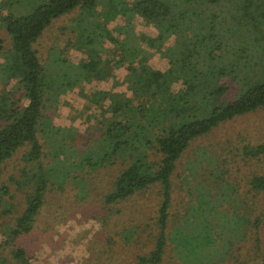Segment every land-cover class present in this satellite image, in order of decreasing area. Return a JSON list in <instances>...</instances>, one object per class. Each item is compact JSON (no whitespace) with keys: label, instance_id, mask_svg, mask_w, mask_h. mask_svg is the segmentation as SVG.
<instances>
[{"label":"trees","instance_id":"trees-1","mask_svg":"<svg viewBox=\"0 0 264 264\" xmlns=\"http://www.w3.org/2000/svg\"><path fill=\"white\" fill-rule=\"evenodd\" d=\"M218 1L9 0L17 8L15 11L9 8L7 14L0 15V21L10 39L9 53L2 68L6 69L7 66L13 72L17 91L25 93L28 101L21 106L15 105L6 96L0 97V163L13 155L18 142H23L28 146L23 161L31 166L36 165L37 169L31 188L25 191L23 210L11 218L9 225H3L2 233L8 237L9 245L17 238L32 233L49 182L55 179L59 166H63L65 170L72 167H88L93 170L121 159L125 163L124 167L104 195L105 204L128 200L151 185L160 187V203L153 222L156 228L154 246L148 253L137 256L138 264H164L169 246L176 256L172 258L174 264H220L232 258L231 251L234 254L243 243L247 236L244 225L250 224V221L235 210L234 199L238 198V189L235 190L236 196L233 199L226 202L223 197L225 191L231 190L224 183L223 169H219L217 165L219 159L208 158L206 163H213L207 165L214 180L223 181L214 200L223 199L220 210L229 216L226 222L231 227H227L228 229L216 232L214 228H204V236L199 237L189 236L183 231L185 223L181 218L170 225L171 179L177 163L195 138L206 135L237 116L264 109V53L259 57L262 70L255 72L250 79L236 77L232 69L226 67L219 68L208 63L200 65L196 69L197 78L204 85L187 86L182 95L178 96L175 109H170L160 99L159 95H162L163 90L157 86L156 92L141 94L135 90L123 93L116 90L114 84L109 89L100 90L87 89L79 84L82 80L90 81L92 74L97 79L108 78V66L113 63L124 64L128 71L140 69L139 78L147 73L146 79L151 83L161 81L166 75L165 72L149 68L146 64L148 58L144 53L135 49L129 55L123 52L124 39L112 35L108 26L119 17L124 22L115 27L119 32L121 29L129 30L135 17L154 23L155 35L140 33L138 37L139 45L144 46V51L160 52L165 43L176 36V30L181 28V40L185 48L177 49V56L170 60V66L184 74L193 69L195 49L198 53L204 52L207 58L222 59L232 66L244 58L237 46L246 49L251 42H255L257 51L262 52L264 0H233L225 15L215 7ZM23 2L32 7L26 13L21 12ZM70 13H75L71 18L75 21L74 32L77 31V36L81 32V36L75 38L77 47L89 53V61L84 62L88 66L85 69L68 64L61 52L57 53L56 46L52 47L51 56L44 63L34 47L54 20ZM104 41L111 42L114 47L112 64L111 59L105 61L104 65L100 59L95 60L96 46ZM65 64V73L53 75L55 69H62ZM100 69L104 70L102 74L99 73ZM229 83L233 84L232 88ZM77 85V95L84 102L72 106V110L75 107L82 113L95 105L99 110L97 120L101 130L100 135L91 140L93 143L89 145L90 149L81 152L75 149V144L68 143L65 137L58 140L50 138L49 133L54 126L52 114L57 110L61 95ZM229 91H233L232 98L228 96ZM74 99L64 96L67 103ZM86 140L89 142L90 139ZM42 141L50 143L53 150L46 152ZM239 150L243 157L257 158L264 154V145L244 144ZM49 155L52 157L51 162L44 164ZM69 174L73 180L80 177L72 176V172L66 171L62 179L69 178ZM14 181L18 188L23 187L22 181ZM247 185L252 194L263 195L264 171H253ZM0 191L7 193L1 183ZM200 193L204 195L202 191ZM3 202V196L0 195V216L12 214L14 203L7 202L6 209H3ZM206 209L212 211V207ZM181 217L185 219L184 214ZM263 223L264 218L260 212L252 222L255 232ZM215 241H218L219 246H214ZM15 247L13 258L19 264H29L24 245ZM202 248L205 250L204 257H200L198 253ZM175 251L185 256L179 257ZM211 252H217L218 255L212 256ZM172 262L170 260V264Z\"/></svg>","mask_w":264,"mask_h":264},{"label":"rangeland","instance_id":"rangeland-1","mask_svg":"<svg viewBox=\"0 0 264 264\" xmlns=\"http://www.w3.org/2000/svg\"><path fill=\"white\" fill-rule=\"evenodd\" d=\"M232 1L219 0L215 7L222 12V15H225ZM21 5L22 13L32 8L25 2ZM9 8L15 11L17 6L13 7L9 0H0V15L7 14ZM74 15L75 13H70L54 20L34 44L42 62L48 61L51 56L50 50L56 46L57 53L61 52L68 64L76 65L81 69L88 68L84 62L89 61V53L77 47L76 44L77 31L74 32L75 21L71 19ZM123 23L119 17L108 25L112 35L124 39L123 52L129 55L135 49L139 53H144L148 58L147 66L165 72L166 75L161 81L151 83L146 79L147 73L143 75V78H139L141 72L138 70L140 69L133 72L128 71L124 64L115 65L112 62L115 57V55L112 56L114 47L111 42L104 41L102 44H97L94 56L95 60H101L102 65L111 59L110 64H113L108 66L110 76L106 79H97V76L92 74L93 78L90 81L82 80L79 83L81 87L100 90L109 89L114 84L115 89L123 93L135 90L141 94H151L156 92L157 86L163 90L162 95H159L160 99L164 100L167 107L175 109L178 96L182 95L187 86L204 85L197 78L196 70L202 64L226 67L232 69L236 77L247 79H250L255 72L259 73L258 70H262L259 57H262L264 50L258 52L257 44L251 42L246 49L236 47L244 58L233 66L222 59L207 58L204 52L198 53L195 49L193 69L188 74L181 73L170 66V60L177 56V49L185 48L181 40V28L176 30V36L171 37L160 52H152L142 49L144 46L139 45L138 37L140 33L155 35L154 23L135 17L133 26L129 30L121 29L120 32L115 30L117 25ZM80 36L81 32L77 37ZM9 47V36L0 21V97L6 96L15 105L24 106L28 96L17 91L13 72L8 70L7 66L6 69L2 68L6 55L9 53ZM62 67V69H55L53 75L65 73L67 64ZM103 72L104 70L100 69L99 73ZM229 85L232 88L233 84L229 83ZM78 90L79 85L61 95L57 110L52 114L54 126L49 133L50 138L61 140L65 137L68 143L75 144V149L81 152L90 149L89 145L100 135L101 130L98 128L97 120L99 110L95 105L82 113L75 107H73L75 110H72V106H78L84 102L77 95ZM64 96L75 99L67 103L64 101ZM228 96L232 98L233 91H229ZM87 138L90 139L89 142ZM42 142L46 152L53 150L50 143ZM244 144L264 145V109L237 116L220 124L206 135L195 138L177 163L171 179L169 222L170 225H174L179 218L184 220L183 231L189 236L203 237L204 228H214L216 232H220L231 227H228L226 222L229 216L220 210L223 199L214 200L217 196L215 193L223 181L214 180V177L209 174L210 168L207 164L213 165V163H206L208 158L219 159L217 165L219 169H223L224 183L228 184L231 190V192H224L223 197L226 202L234 198V192L238 189L239 194L235 195L238 198L234 199L235 210L249 219L250 224L245 223L247 236L234 254L231 251L232 258L220 264H264V223L256 232L252 226L253 219L259 216L260 212L264 218V194H252L247 185L253 171H264V154L257 158L243 157L239 148L241 149ZM14 148L13 155L0 163V183L7 190V193L0 191L4 200L2 208L6 209V203L9 201L15 205L12 214L0 216V264H19L12 255L15 246L18 245H24L29 264H138L137 256L146 254L153 248L156 232L153 222L160 203L158 185H151L128 200L114 204L104 203V195L110 190L116 176L124 167L125 163L121 159L114 164H107L93 170L88 167L83 169L72 167L65 170L63 166H59L55 179L49 182V188L36 217L32 233L17 238L9 245L8 237L2 233L3 225H9L12 222L11 218L19 215L23 210L25 191L31 188L34 182L33 176L37 173L36 165L31 166L23 161L28 146L18 142ZM51 160L52 157L49 155L44 164ZM66 171L72 172V176L80 177L73 180L69 174V178L62 179ZM14 179L22 181L23 187L18 188ZM200 191L204 195H201ZM205 191H208V194H205ZM207 207H212V211H207ZM183 214L185 219L181 217ZM200 240L204 241L203 238ZM218 244V241L214 242V246H219ZM175 253L179 257L185 256L180 252L175 251ZM198 253L200 257L205 256L203 248L199 249ZM211 254L218 255L217 252H211ZM174 256V251L169 246L164 264H170Z\"/></svg>","mask_w":264,"mask_h":264}]
</instances>
